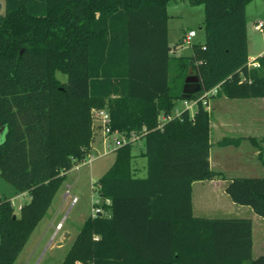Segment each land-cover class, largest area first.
<instances>
[{"label": "trees", "instance_id": "obj_1", "mask_svg": "<svg viewBox=\"0 0 264 264\" xmlns=\"http://www.w3.org/2000/svg\"><path fill=\"white\" fill-rule=\"evenodd\" d=\"M0 1V175L29 195L18 214L0 198V264L16 262L67 172L87 158L94 108L109 110L113 130L147 129V175L134 173L133 144L115 152L95 183L104 212L84 221L61 264H264V253L253 258L250 218L194 215L193 182L226 179L211 167L206 106L157 129L186 99L190 68L203 87L190 99L215 86L264 97V55L248 65L253 0H190L204 5L205 41L183 56L171 54L170 0ZM226 192L264 217V177L231 178Z\"/></svg>", "mask_w": 264, "mask_h": 264}, {"label": "rangeland", "instance_id": "obj_2", "mask_svg": "<svg viewBox=\"0 0 264 264\" xmlns=\"http://www.w3.org/2000/svg\"><path fill=\"white\" fill-rule=\"evenodd\" d=\"M168 14L169 18V43L171 49H174V52L171 51V54L177 55H188L191 53V45L183 43L184 35L190 29H195L197 31V36L193 38L192 42H202L205 39V30H204V20H205V9L204 5H194L190 0H170L168 3ZM192 43V44H193ZM177 48V49H176ZM58 78L62 81L67 80V75L58 72ZM241 102H249L248 100H228L223 102L219 99L210 101L208 110L211 111L212 115V130H211V152L212 155L219 153L221 155H228L235 153V151L243 149L245 147L252 148L250 141H244L240 148L235 147L234 145L223 146L218 144V141L223 137H238L242 135L241 133L231 132L228 128L222 127L218 128L217 122L220 116L222 115V110L227 105H233L236 103L241 104ZM184 106V99L178 100L176 106L173 110V115L177 114L179 110H182ZM224 106V107H223ZM193 110V109H192ZM261 135V134H260ZM5 138V133H0V143L3 142ZM145 150V142L143 139L139 140L136 144L133 145V154H134V164L137 167L142 165L139 176H145L147 174V157L142 153ZM256 151V150H255ZM101 151H93L91 154L93 156V161L91 163H80L79 166H74L71 170L67 172V177L64 183L62 184L60 191L55 196L52 205L49 208L46 218H44L39 226L32 233L30 239L28 240L24 250L14 264H25L28 258V253L31 251L35 244V240L38 235V231L42 228L43 224L47 221L49 217L56 215L55 223L52 228L46 234L43 245L46 242H50L52 239L53 242H56L62 238L64 245L58 249L49 250L47 247L40 246L38 253L34 255V259L29 262V264H61L67 251L70 249L75 238L77 237L84 221L92 215L93 205L95 200L98 199V193L95 189V183L102 174V171L106 169L115 158V152L106 153L100 156ZM253 160L258 163L261 161L258 155L253 156ZM137 162V163H136ZM215 169L220 170L221 168L215 167ZM224 173L226 177H236V176H264V168L260 169L258 173H251L248 170H243L236 165L229 166L225 168ZM69 190L70 194H67V197L64 199L65 192ZM77 197V200L73 202V198ZM197 197V195H196ZM0 198L10 199L12 204L16 208V213H19V205L25 203L29 200V195H17L15 187L5 180L0 175ZM229 198V197H228ZM198 199V197L196 198ZM231 200V199H230ZM57 222H61L63 226L62 229L56 230ZM262 224L264 222L256 223V244L258 237L263 235ZM67 230L70 232V237L65 239L63 232ZM258 246L256 249V254H258ZM258 256V255H257ZM255 258V257H253ZM245 264H250L246 262Z\"/></svg>", "mask_w": 264, "mask_h": 264}, {"label": "crops", "instance_id": "obj_3", "mask_svg": "<svg viewBox=\"0 0 264 264\" xmlns=\"http://www.w3.org/2000/svg\"><path fill=\"white\" fill-rule=\"evenodd\" d=\"M246 15H247V33H248V46H249V54L250 60L257 59L264 55V28L263 30L256 29V25L259 22L264 23V0H253L246 7ZM169 25V23H168ZM205 41V39H204ZM202 41V42H204ZM201 43V42H200ZM177 49V48H176ZM192 54V46L191 53ZM215 99H219L223 102L228 100H245L249 102H241V104L236 103L233 105H227V107L223 108L222 115L218 119L217 126L218 128H228L231 132L241 133L242 135L238 137H223L218 141V144L227 146L222 144V140L225 138L231 139H240L239 144L234 145L237 148H240L244 141H250L253 149L250 147H245L243 149L235 151V153H231L228 155H221L216 153L212 155L210 149V163L212 169L215 171L221 172L224 174V169L229 166L236 165V167H240L243 170H248L251 173H258L260 169L264 168V97L260 98H230L224 94H214L210 97V101ZM208 106L206 108L208 109ZM210 112V128L212 130V115ZM261 134V135H260ZM210 142H211V132H210ZM212 146V143H211ZM101 151L100 156L106 154L103 135L98 132L95 134L94 140L92 142L91 151ZM256 150V151H255ZM258 155L261 161L258 163L253 160L254 155ZM116 157V154H115ZM115 158L111 165H109L106 169L102 171L101 176L112 166ZM133 169L134 173L138 177L139 172L141 171L142 165L139 167L134 164L133 158ZM137 163V162H136ZM215 167L221 168L220 170L215 169ZM100 176V177H101ZM99 177V178H100ZM235 177V176H234ZM234 177H226L223 179L221 177H216L212 180H199L193 182V212L196 217L201 218H250L253 222V257L257 258L261 254L264 253V224H262V232L263 235L258 237V241L256 244V234L255 227L257 222H264V217L259 216L254 212V210L247 205H240L235 203L231 197L226 192V186L231 178ZM236 177H244V176H236ZM248 177V176H245ZM251 177H262V176H251ZM264 177V176H263ZM17 191V190H16ZM60 191V190H59ZM58 191V192H59ZM27 195L28 193H20L17 191V195ZM57 195V194H56ZM198 199H196L197 197ZM67 197V191L64 194V199ZM229 197V198H228ZM231 199V200H230ZM49 211V210H48ZM48 214V213H47ZM56 215L49 217L47 221L43 224L42 228L38 231L37 238L35 240V244L32 248V252L28 253V258L25 264H29L31 260L34 259V255L37 254L40 246L47 247L49 250L61 248L64 245L62 238L56 242H53L52 239L50 242H46L43 245V240L50 230L54 226ZM46 218V216L44 217ZM43 218V219H44ZM42 219V220H43ZM41 220V221H42ZM39 222V224L41 223ZM37 225V227L39 226ZM57 224H61V222H57ZM56 226V230H60L63 228H59ZM36 227V228H37ZM35 231V230H34ZM65 235V239L70 237V232L65 230L63 232ZM258 246V254H256V249ZM23 253V252H22ZM21 255V254H20ZM258 255V256H257Z\"/></svg>", "mask_w": 264, "mask_h": 264}, {"label": "built area", "instance_id": "obj_4", "mask_svg": "<svg viewBox=\"0 0 264 264\" xmlns=\"http://www.w3.org/2000/svg\"><path fill=\"white\" fill-rule=\"evenodd\" d=\"M256 29L263 30L264 23L259 22L256 26ZM197 36V31L195 29H190L187 31L183 38V43H187L192 45V40L194 37ZM174 52V49L171 50ZM177 55V54H176ZM249 67H258L260 66L257 59H249L248 62ZM219 89V86H215L207 91L202 92L200 95H198L195 98H186L184 99V106L182 110H179L177 114L173 115L171 114H161L159 117V122L157 125V129H163L164 124L176 117H180L183 112L190 111L191 115L193 116L197 110L199 102H202L205 106H208L210 97L214 94H217ZM193 109V110H192ZM92 119H93V128L94 133L97 134L100 132L103 135V141L105 146V151L107 153L110 152H116L119 148L122 146H125L127 144H136L139 140L142 139L143 135L147 131V129H144L143 132H131V133H122L120 131L113 130L112 128V118L110 115V112L106 108H94L92 110ZM90 152L87 155V158L83 160L81 163H91L93 161V156ZM77 167L79 166L76 165ZM67 194H70V191L67 190ZM77 200V197L73 198V202ZM99 197L95 200V203L93 205L92 209V216H97L98 214H101L104 212L103 208L101 206H97L96 204L99 203ZM22 207V204L19 205L18 210H20ZM58 227H61V224L58 225Z\"/></svg>", "mask_w": 264, "mask_h": 264}, {"label": "water", "instance_id": "obj_5", "mask_svg": "<svg viewBox=\"0 0 264 264\" xmlns=\"http://www.w3.org/2000/svg\"><path fill=\"white\" fill-rule=\"evenodd\" d=\"M4 8V3L0 1V14ZM203 89L201 79L197 74L192 73V68H190V73L185 79L183 86V96L185 98H190L193 94L201 92ZM6 132V126L0 127V133Z\"/></svg>", "mask_w": 264, "mask_h": 264}]
</instances>
